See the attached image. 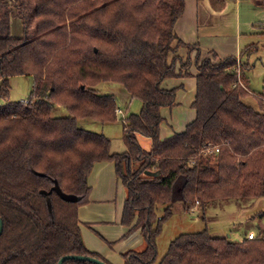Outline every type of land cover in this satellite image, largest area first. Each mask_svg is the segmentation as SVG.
Here are the masks:
<instances>
[{
    "label": "trees",
    "instance_id": "1",
    "mask_svg": "<svg viewBox=\"0 0 264 264\" xmlns=\"http://www.w3.org/2000/svg\"><path fill=\"white\" fill-rule=\"evenodd\" d=\"M184 9L185 0H14L13 8L0 0V102H8L12 78L33 77L27 104H0V264H57L67 255L109 264L86 249L77 218L97 162L114 163L127 192L121 223H134L145 242L123 255L124 264L155 262L157 237L178 201L187 213L199 206L205 220L208 203L264 198V108L243 102L250 91L240 80L249 67L235 58L201 61L195 120L159 137L160 111L176 99L161 84L180 76L168 58ZM13 17L24 22L22 37L9 34ZM100 83L118 84L141 102L123 120L125 153L110 154L106 136L78 126L80 119L116 121V99L99 94ZM56 106L67 115L52 116ZM138 136L151 140L149 151ZM207 144L219 152L203 153ZM159 264H264V236L233 242L207 229L180 234Z\"/></svg>",
    "mask_w": 264,
    "mask_h": 264
},
{
    "label": "crops",
    "instance_id": "2",
    "mask_svg": "<svg viewBox=\"0 0 264 264\" xmlns=\"http://www.w3.org/2000/svg\"><path fill=\"white\" fill-rule=\"evenodd\" d=\"M215 1L223 10L233 7L235 25L232 35L222 34L219 31L220 25L211 22L209 15L213 10V0L204 1L201 5L198 0L190 2L185 0L184 12L174 26L177 41L168 61L169 63L175 61L176 72L180 76L166 79L161 84L163 89L176 90L173 107L162 108L160 111L163 119L159 127L161 140L183 132L186 126L195 120L196 112L192 108V103L196 95L197 61L211 59L213 62H220L227 58H235L238 62L245 63L242 59L245 50L256 45L251 40L264 35V19L255 11V8L264 9V0ZM188 46H192L193 49L189 50ZM186 62L187 67L182 68ZM246 65L250 67L249 64ZM243 78L248 86L245 73ZM240 82L242 84L241 80ZM110 94L115 96L116 101L120 99L127 106L135 100L122 92L121 88H114ZM117 108L119 115L122 116L121 125L124 133L123 120L127 115L125 111L123 113L119 107ZM138 141L144 150L151 149L152 143L148 138L138 136ZM126 151L124 140H110V154H122ZM88 186V202L77 211L82 242L89 252L99 255L107 263L124 264L123 255L129 251H142L145 242L140 229L133 228L134 223L130 226L121 223L127 192L115 173L114 163L110 161L95 163L88 176ZM177 203L181 204L179 201Z\"/></svg>",
    "mask_w": 264,
    "mask_h": 264
},
{
    "label": "rangeland",
    "instance_id": "3",
    "mask_svg": "<svg viewBox=\"0 0 264 264\" xmlns=\"http://www.w3.org/2000/svg\"><path fill=\"white\" fill-rule=\"evenodd\" d=\"M10 8H13L14 0H6ZM200 5L207 0H198ZM252 1V0H251ZM262 1V0H255ZM190 2V0H188ZM213 11L209 15L212 23L220 25L219 31L222 34L232 35L234 32L235 19L233 16V7L221 8L213 0ZM255 8L256 14H260L264 19V9ZM226 10V11H225ZM13 11V10H12ZM218 13V14H217ZM24 22L13 17L10 20L9 34L13 37H22L24 31ZM32 33V29L30 30ZM256 43L255 46L245 50L242 64H249V69L245 70V78L248 80L249 95L243 99V102L255 110H259L258 94L261 95L264 91V35L259 39H252ZM202 60L197 61V66ZM188 63L183 64L182 68H186ZM243 72V71H242ZM240 74V71H238ZM244 72L241 75L243 86H247L246 80L243 78ZM33 87L32 76H18L10 80V94L8 102L1 101V105L8 103H21L28 101L31 96ZM114 88L124 89L115 83H100L96 86L99 94L110 95ZM126 93V92H125ZM116 95V94H114ZM115 97V96H114ZM117 107L126 115L138 114L140 106L139 100H134L130 106L122 102L120 99L116 101ZM27 104V103H24ZM125 111V112H124ZM139 111V112H138ZM118 108L116 110V121L101 125L90 119H80L78 126L81 129L100 133L106 136L109 140L115 141L119 139L123 141V131L121 125L122 116L119 115ZM66 110L61 106H56L52 112V116H66ZM125 115V117H126ZM163 207L158 206L156 213L161 216ZM205 220H203V212L199 206L193 211L187 213L181 204L175 203L171 218L162 225L160 235L156 240L157 258L153 264H159L166 254L169 244L180 234L202 232L207 229L209 234L215 238H227L233 242H240L248 236L249 233L254 235L264 236V198L252 199H222L208 203L204 208Z\"/></svg>",
    "mask_w": 264,
    "mask_h": 264
},
{
    "label": "water",
    "instance_id": "4",
    "mask_svg": "<svg viewBox=\"0 0 264 264\" xmlns=\"http://www.w3.org/2000/svg\"><path fill=\"white\" fill-rule=\"evenodd\" d=\"M57 192L64 200L75 201V197L63 194L59 188H57ZM2 231H3V223H2V221L0 219V235H1ZM67 260H76V261H80V262H89V263H92V264H106L103 261L98 260V259L93 258V257L78 256V255H67V256H64L57 262V264H63Z\"/></svg>",
    "mask_w": 264,
    "mask_h": 264
},
{
    "label": "built area",
    "instance_id": "5",
    "mask_svg": "<svg viewBox=\"0 0 264 264\" xmlns=\"http://www.w3.org/2000/svg\"><path fill=\"white\" fill-rule=\"evenodd\" d=\"M258 98V100L259 101H261V104H262V106H263V108H264V95H259L258 94V96H257ZM21 103H27V101H23V102H21ZM219 152V148L218 147H214V146H212V145H210V144H207L206 146H205V149H204V151H203V153H205V154H217ZM248 240H253L254 238H256V235H254L253 233H249L248 234V236L246 237Z\"/></svg>",
    "mask_w": 264,
    "mask_h": 264
}]
</instances>
